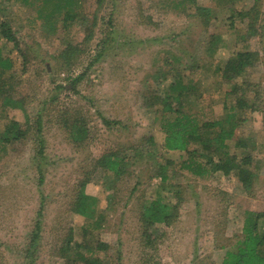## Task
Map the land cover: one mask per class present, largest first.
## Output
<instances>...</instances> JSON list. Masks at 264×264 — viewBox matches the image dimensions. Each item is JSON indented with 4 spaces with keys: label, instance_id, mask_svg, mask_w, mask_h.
Segmentation results:
<instances>
[{
    "label": "rangeland",
    "instance_id": "1",
    "mask_svg": "<svg viewBox=\"0 0 264 264\" xmlns=\"http://www.w3.org/2000/svg\"><path fill=\"white\" fill-rule=\"evenodd\" d=\"M70 1L80 21L64 23L59 14L51 21L46 17L51 3L44 0H0V21L11 22L25 54L0 40L12 62L0 85L12 86L7 95L19 101L18 107L1 108L4 92L0 96V131L9 120L30 128L0 152V264H61L69 235L110 245L99 254L104 264H143L149 258L161 264H222L243 239L245 211L264 212V0H258L262 14L253 36L238 12L256 0ZM214 41L218 51L211 57ZM68 44L80 50L71 64L59 55ZM241 50L258 52V59L229 80L225 62ZM176 68L199 81L201 95H190L189 101L197 98L190 111L204 121L224 118L223 106L236 99L233 85L241 88L249 106L241 112L245 122L237 136L247 147L236 151V141L227 143L231 153L251 155L258 174L252 190L220 172L194 175L183 168L186 152L163 150L160 112L147 104L169 91L170 70ZM77 127L83 137L74 134ZM113 152L131 159L121 175L103 166ZM158 163L166 166V183L156 175ZM82 181L101 215L72 212ZM157 190L177 217L169 227L155 225L156 241L147 248L140 242L139 207ZM38 218L42 228L34 254L28 245ZM95 220L99 227L85 235L82 227Z\"/></svg>",
    "mask_w": 264,
    "mask_h": 264
},
{
    "label": "trees",
    "instance_id": "2",
    "mask_svg": "<svg viewBox=\"0 0 264 264\" xmlns=\"http://www.w3.org/2000/svg\"><path fill=\"white\" fill-rule=\"evenodd\" d=\"M44 2L45 4L51 3V11L46 15L47 18L52 19L51 21L54 20L53 16L56 14H59V20L64 23L81 20V13L77 9H73L74 7L70 0H44ZM198 10L205 11L203 8H198ZM261 14V3L258 0L255 1L250 9L238 12L239 17L241 16L243 20L248 21L246 29L249 36L257 35V28L255 26ZM200 15L202 17L206 16L202 12ZM241 37L245 39L244 36ZM88 38L85 41L89 40ZM0 40H4L8 44L11 43L13 46L12 50L18 51L22 58L25 57L23 49L20 46L19 37L12 29L11 22L7 19L0 21ZM217 43L218 41H214L210 45L211 47L209 46L208 48V54L211 57H214L215 52L218 51L217 45L213 47ZM78 51L80 53L76 45L68 44L59 55L66 64H71L75 61L76 56L80 55L76 54ZM257 59L258 52L250 50L233 51L225 62L224 77L229 80L234 79L242 71L244 72L253 66ZM173 62L179 63L180 58L175 57ZM169 63L167 62V65L170 66L172 63ZM195 66L197 67V64L193 62L190 69L193 68L195 71ZM11 67V60L7 56L4 57L0 48V75L5 69H10ZM170 72L174 75V81L169 86V91L164 93V95L155 96L153 102L147 104L149 110L153 111L155 108V110L160 112V128L165 134L163 150L166 152H186L187 159L183 162V168L194 175L203 176L213 172H220L226 177L234 176L244 191L252 190L258 174L251 168V155L242 157L236 152L231 153V145L227 143L236 141L234 144L236 151L237 149L247 147V144L238 139L237 136L238 128L245 122V118L241 112L249 106L247 98L240 95L241 88L238 85H233V89L231 90L236 94V99L234 103L223 106L224 118L204 121L190 111L197 105L195 103L197 98L189 101L190 95H201L198 88L200 87L199 81L182 75V69L176 68L170 70ZM4 84L6 85V82ZM4 84L0 85V96H3V92L5 94V97H3L4 105L1 108H5V106L18 107L19 101L11 98L9 94L7 95L12 86H4ZM197 84L198 87L196 86ZM244 92L247 91L244 89ZM104 122L108 123L105 119ZM22 126L15 120L5 122L3 134L0 131V146H4L0 149V152L5 149L9 142L25 138V134L30 130L29 124L25 123L26 127ZM83 132L82 127H77L74 134H78V137H83ZM147 141L153 144V137H149ZM120 154L113 152L103 165L116 175L124 173L125 167L131 160L129 156ZM158 164L159 166L155 171L156 175L160 177L162 183H166L169 180L166 166ZM39 167H37L39 172L38 184L41 185L43 177ZM86 185L84 181L80 183L79 189L75 193L76 197L71 204V210L76 215L83 217H88L92 214L99 216L101 214L95 209L97 207V199L85 193L84 189ZM160 188L165 191L163 186ZM163 193L157 190L155 198L146 199L145 203L139 207L141 209L139 210V220L143 226L140 242H144V246L147 248H152L156 241L157 234H155V231L159 230L155 229V225L162 223L169 227L177 217L171 213L172 204L169 203L170 200ZM42 212L43 208H39L38 217L42 216ZM244 215L243 239L239 242V246L235 251L229 250L225 253L222 264H264V212L245 211ZM41 224L38 218L29 239L28 248L34 247L36 249L34 254L37 251L40 240ZM99 224V220L92 221L91 225L82 227V232L87 235L90 231H95L99 227ZM109 246L107 243L98 240L93 242L88 239L76 241L73 235H69L65 240L64 246L60 249L59 257L63 259L61 264H104V258H101L99 254L101 252L106 253L111 248ZM34 254L32 253L31 255ZM152 260L154 259L149 258L143 264H148V262L149 264H161L160 261Z\"/></svg>",
    "mask_w": 264,
    "mask_h": 264
},
{
    "label": "crops",
    "instance_id": "3",
    "mask_svg": "<svg viewBox=\"0 0 264 264\" xmlns=\"http://www.w3.org/2000/svg\"><path fill=\"white\" fill-rule=\"evenodd\" d=\"M239 129V128H238ZM238 131V130H237Z\"/></svg>",
    "mask_w": 264,
    "mask_h": 264
}]
</instances>
